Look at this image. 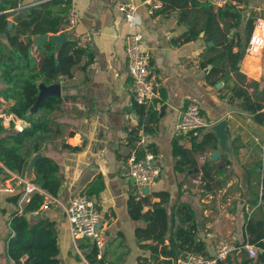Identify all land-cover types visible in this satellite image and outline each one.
Returning a JSON list of instances; mask_svg holds the SVG:
<instances>
[{
    "label": "crops",
    "instance_id": "0c3cea01",
    "mask_svg": "<svg viewBox=\"0 0 264 264\" xmlns=\"http://www.w3.org/2000/svg\"><path fill=\"white\" fill-rule=\"evenodd\" d=\"M39 1L25 2L34 4ZM124 2L138 6L139 16L133 25L119 9ZM164 5L162 2L160 8L151 10L146 0H72V8L80 14V20L74 28L66 26L60 32H65L67 39L69 34L80 37L91 29L99 32L89 43L95 50V59L87 72L76 67L74 77L66 79L62 87V95L71 97L64 101L60 118L65 134L46 147V153L59 163L64 179L57 196L40 188L49 202V208L42 210V217H50L56 222L61 264H88L73 249L66 205L72 197L83 195L97 177H101L105 185L99 194L92 196L102 215L100 227L105 241L99 258L105 255L107 264H138L136 258L142 251L138 248L135 229L143 226L144 221L130 217L128 201L134 194H146L127 174L129 156L136 150L138 155L143 152L135 139L137 135L139 138L145 136V147L155 151L156 162L161 167L160 176L150 185V193L168 191L171 194L165 204L169 213L177 200L192 204L196 211L198 237L207 242L210 255L215 254L221 243L241 244L244 241L246 214L250 215L251 210L256 209L252 204L255 199L252 193L261 190L257 178L261 176L253 174L249 183L248 171L259 162L264 176V125L255 122L249 112L242 111L238 100L230 102V87L241 85L233 73L227 81L221 79L220 73L208 76L212 65L205 67L203 62L207 60L204 54L212 41L206 39L203 31L205 13L191 3L187 6L169 4L163 9ZM251 13L255 22L258 18L264 19V0H249V6L243 11L240 29L245 46L249 38L245 40L244 24ZM9 21L13 23L12 17ZM132 31L144 35L143 47L149 57L150 75L156 82L155 95L146 106L159 111V121L152 132L138 129V103L131 91L125 51L126 36ZM197 32L199 35L192 37ZM261 32L264 35V25ZM187 37L192 38L186 40ZM245 48H242L241 72L248 81L257 80L263 86L264 47L260 55L249 54ZM207 54L212 56L214 53ZM218 82L222 84L217 86ZM163 91L166 94L164 99ZM165 103L168 106L161 117L160 106ZM192 103L200 107L202 115L212 125L228 119L227 130L234 160L221 151L212 160L218 141L217 147L211 145L195 154L199 167L209 160L212 165L225 167V175H230L223 185L215 180L211 190H204L201 171L193 172L189 165L178 170L179 157H175L172 151L176 136L182 135L180 143L188 149L192 148L194 136L199 134L198 139L202 137L203 132L175 131V124ZM70 131L74 134H69ZM62 140L77 149L63 148ZM225 158L231 164L227 165ZM6 196L0 192V208L11 211L13 206L6 202ZM152 200L159 198L152 197ZM8 217L9 213L0 211L2 240L8 232ZM88 241L83 242L82 249ZM242 252L236 251L235 255L240 259Z\"/></svg>",
    "mask_w": 264,
    "mask_h": 264
},
{
    "label": "trees",
    "instance_id": "16d2710c",
    "mask_svg": "<svg viewBox=\"0 0 264 264\" xmlns=\"http://www.w3.org/2000/svg\"><path fill=\"white\" fill-rule=\"evenodd\" d=\"M26 0H1L0 4V99H4L8 108L5 111L22 119L27 125L20 131L12 121L9 126L3 124L0 118V177L11 178L10 172L25 176L26 168L31 158L38 152L43 155L36 162L34 178L31 180L41 189L57 196L64 179L56 159L46 153V147L65 134V126L55 115L63 112V103L71 98L65 94L61 97L45 98L38 110L32 107L38 99L40 84L61 83L64 87L66 79L74 77L75 68L79 66L84 72L95 59V50L91 45L82 46L80 37L71 36L60 47L53 40L36 44L34 38L41 34H56L67 26V14L72 8V0H45L29 4ZM165 7L173 5L192 6L201 9L206 17L203 31L212 44L207 47V58L203 65H212L209 77L221 74V79L227 81L232 73L241 85L230 87L228 98L230 102L239 101L238 107L249 112L255 122L264 125V85L260 81H248L241 72L240 62L243 57V35L240 29L243 23V11L249 6V0H229L222 7H215L209 0H162ZM168 4V5H167ZM13 24L9 27V19ZM255 17L251 13L244 24L245 40H248L254 29ZM221 24H223L221 26ZM192 37L199 33H193ZM192 37H187L186 40ZM237 48V50H235ZM209 52L214 53L210 56ZM252 88V92H250ZM166 94L163 91V99ZM159 102V101H158ZM202 113V112H201ZM139 115L138 129L145 132L156 130L155 123L159 121L158 109L153 110L145 105L137 104ZM134 131H132L133 133ZM203 132L192 138V148L184 147L176 136L172 142V151L179 157L176 163L178 170L189 165L193 172H202L204 190H211L215 180L223 185L230 178L227 169L222 165H212L208 160L201 167L195 159L198 151L208 146L217 147L215 134L208 130L196 129L187 134ZM69 134H74L70 131ZM135 139L139 140L138 135ZM62 147L76 150L62 140ZM151 149V148H150ZM153 150V149H151ZM155 152V151H154ZM143 152L139 155L142 156ZM226 159V164L231 162ZM258 173V185L261 190L253 191L256 205L254 213L246 214L244 225V241L257 249L256 257H249L243 249L239 259L236 251L217 264H264V176L259 162L254 163L248 171L251 183L253 174ZM104 181L97 177L83 194L92 198L104 189ZM22 190L6 193V202L13 206L11 211L0 208L7 218L8 232L5 237L4 251L0 252V264H61V249L58 242V230L55 220L43 216L35 221L29 215L38 212L42 214L41 206L45 202V194L36 192L19 210L18 200ZM171 194L168 191H154L146 196L132 195L128 201L130 217L144 221V225L135 229L138 248L142 251L137 256L138 264H177L189 254L199 253L211 257L207 242L198 237L196 211L192 204L177 200L171 213L165 207ZM152 197L159 200H152ZM88 240V239H87ZM91 241V240H90ZM88 241L84 245L86 260L89 264H107L106 256L99 258L100 249L95 243ZM113 264V263H108Z\"/></svg>",
    "mask_w": 264,
    "mask_h": 264
},
{
    "label": "built area",
    "instance_id": "2783aa9c",
    "mask_svg": "<svg viewBox=\"0 0 264 264\" xmlns=\"http://www.w3.org/2000/svg\"><path fill=\"white\" fill-rule=\"evenodd\" d=\"M45 0H40L42 2ZM215 7H222L228 3L229 0H209ZM150 5L151 10L161 7L160 0H146ZM32 4V3H31ZM29 4L23 5L28 6ZM119 9L126 16L130 24L133 25L135 19L139 16L138 6L133 3H121ZM80 20V14L73 8L67 14V27L74 28ZM264 25V19L258 18L255 22L254 29L249 37L245 51L252 55H260L264 47V35L261 32ZM98 29H91L79 38L82 46L88 45L94 35L98 34ZM144 35L138 31H132L126 36V57L127 69L131 78V91L133 93L135 102L140 105L147 106L152 100L156 92V82L154 77L150 75V62L149 57L144 51L143 47ZM4 99H0V103H5ZM7 103V102H6ZM0 118H3V124L9 126L13 121L17 130H22L26 125L25 121L17 118L14 114H9L0 108ZM27 124V123H26ZM212 124L207 121L201 113L200 107L196 103L190 104L183 112L182 118L175 124V131L178 133H188L196 129H209ZM146 138L142 136L138 140L139 149L143 151V155H138V150L134 151L128 158V171L127 174L135 181L140 187L144 185H151L154 183L161 174V167L156 162L155 153L145 147ZM11 178L2 179L0 177V192L14 193L17 189L22 190V194L18 200L20 212L24 209L25 205L31 200L36 192H41L40 187L28 180L25 176L17 175L15 172H10ZM16 175V176H14ZM46 198V196H45ZM49 202L45 199L41 210L48 209ZM250 212V216L253 213ZM66 213L70 225V233L73 244L77 251H84L81 246L87 239L95 243L99 249L104 244V237L101 231L102 215L97 207L95 201L88 197L86 194L77 195L70 199L66 205ZM34 214H38L35 212ZM246 250L249 257L253 258L257 255V249L254 245L245 243L237 245L234 243L224 242L219 245L215 254L211 257L204 256L199 253L189 254L185 259H181L177 264H217L218 260L225 259L230 253L234 251ZM89 264V263H88Z\"/></svg>",
    "mask_w": 264,
    "mask_h": 264
},
{
    "label": "water",
    "instance_id": "95a60500",
    "mask_svg": "<svg viewBox=\"0 0 264 264\" xmlns=\"http://www.w3.org/2000/svg\"><path fill=\"white\" fill-rule=\"evenodd\" d=\"M12 24H13L12 21H9V27H11ZM47 40H53L56 43L57 47H60L68 39L66 37L65 32H60V33H56V34L46 33V34L37 35L34 38V41L36 44H40L41 42L47 41ZM221 84H222L221 82H218L216 85L220 86ZM50 96H55V97H61L62 96L61 83H56V84H51V85H46L45 83H41L38 99L36 100L35 104L33 105L32 111L35 112L36 110H38L42 101L45 98L50 97ZM167 106L168 105L166 103L160 106V112H161L160 116L161 117L164 116V114L166 113ZM227 126H228V119L224 118V119L214 123L209 128V130L215 134L217 141H218V149L215 150L214 154L212 155V157H211L212 160H214L215 158H217L219 156L220 151L227 154L229 159L234 160L233 150H232V147L230 144V134L228 133ZM42 155H43L42 152H38L29 161L27 168H26V173H25V177L28 180H33L34 168H35L36 162L39 158L42 157ZM132 181H135V178H132ZM141 190H142L143 194L147 195L148 193H150V185L142 186ZM29 216L31 219L39 220V219H41L42 214H32Z\"/></svg>",
    "mask_w": 264,
    "mask_h": 264
},
{
    "label": "rangeland",
    "instance_id": "374dc122",
    "mask_svg": "<svg viewBox=\"0 0 264 264\" xmlns=\"http://www.w3.org/2000/svg\"><path fill=\"white\" fill-rule=\"evenodd\" d=\"M10 20V19H9ZM0 108H2L4 111L5 109L8 108V104L5 102V103H0ZM57 116V118L60 120L61 116H62V113L61 112H57L55 114ZM202 180V179H201ZM230 243V242H229ZM236 244V243H235ZM238 245V244H237ZM77 246L73 245V249L74 250H77L76 249ZM256 248V247H255ZM103 249V247H102ZM243 250V249H242ZM4 251V240L0 239V252H3ZM78 252V251H77ZM80 256L83 257V259L86 260V256H85V252L84 251H80L78 252ZM87 261V260H86Z\"/></svg>",
    "mask_w": 264,
    "mask_h": 264
}]
</instances>
